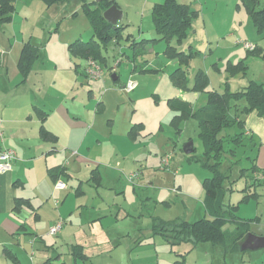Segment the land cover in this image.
I'll return each mask as SVG.
<instances>
[{
	"label": "rangeland",
	"instance_id": "rangeland-1",
	"mask_svg": "<svg viewBox=\"0 0 264 264\" xmlns=\"http://www.w3.org/2000/svg\"><path fill=\"white\" fill-rule=\"evenodd\" d=\"M146 1L115 0L124 12L120 23L122 35L110 45L101 46V56L107 61L100 63L104 62L100 58L98 62L104 71L99 79H91L87 73L89 60L75 57L69 50L72 43L88 42L95 37L85 11V5L95 9V0H71L68 4L71 3L74 10L66 13L54 7L47 13L49 6L41 0H35L31 5L20 3L18 13L9 25L6 38L11 39L12 45L30 39L41 49L37 61L71 70L76 85L74 100L94 121L91 154L98 163L88 166L90 176L83 182L79 183L81 179L77 176L86 165L77 166L76 177L64 178L63 187L57 188L62 203L60 208H64L65 215L61 214L56 223L63 222L70 227L66 237L49 234L45 244L62 254L58 264L65 261V264H74L76 259L69 254L72 245H81L91 257L86 261L77 259L76 264H164V260L175 261V252L180 249L187 251L185 258L180 257L186 264H264V249L227 254L223 247L211 244L172 248L163 237L153 235L155 219L164 223L209 218L204 204V182L212 177V173L191 158H201L204 154L198 121L193 117L175 120L178 112L169 104L170 99L179 98L193 109H200L207 105L208 95L181 90L172 84L170 74L176 68V61L166 54L168 44L160 40L162 36L157 32L151 13L155 2L151 10L145 12ZM180 1L192 3L193 9L198 11L187 37L181 42L178 39L172 41L178 50L194 53L189 68V86L193 85L200 70L209 77V89L218 92H224L227 85L231 92L241 91L252 80L264 84V33L254 26L241 0ZM262 6L264 0H261ZM57 12H61L58 17ZM2 25L0 23V34L3 35ZM144 38L156 40L147 42L145 54L136 63L146 61L152 68L161 67L156 73L132 72L134 41ZM237 40L257 46L262 50L261 56L248 54L243 46L235 45ZM230 62L236 65L244 62L248 67L247 74L231 77ZM48 70L44 67L43 74ZM114 73L119 76L118 81L113 80ZM131 81L138 82L139 87L131 93L124 92L121 87ZM247 104L242 98L232 106L231 112L244 124L243 128L230 129V135L246 133L250 118L258 119L253 115L254 111H245ZM136 123L144 127L140 142H134L129 134ZM190 142L194 152L186 154L184 147ZM245 143V147H236L230 142L225 144L222 171H229L233 190L228 200L238 206L237 216L249 222L250 234L264 236L262 138H247ZM149 154L151 160L146 163ZM162 157H169V166L160 163ZM254 164L259 173L253 170ZM133 173H138L140 179L131 180ZM66 195L67 199H62ZM52 210L55 212L54 206ZM41 214L50 229L54 217L42 211ZM224 229L234 232L236 225L227 224ZM151 235L148 240L151 244L137 245L139 238ZM55 252L46 254L53 257ZM29 257H35V253L30 252Z\"/></svg>",
	"mask_w": 264,
	"mask_h": 264
},
{
	"label": "crops",
	"instance_id": "crops-1",
	"mask_svg": "<svg viewBox=\"0 0 264 264\" xmlns=\"http://www.w3.org/2000/svg\"><path fill=\"white\" fill-rule=\"evenodd\" d=\"M34 1L15 0V12L11 15L10 24H1L5 34H0V56H2V59L0 58V131L4 133V137L0 138V151L2 149L14 150L17 157L12 162L10 171L0 173V264L59 263L62 254L56 253L53 247L50 248L45 244V238L49 237V230L57 224L61 214L65 215L64 208H60L62 203L59 201L60 194L57 188L63 187L61 184L64 178L76 177L74 172L77 166L86 165L87 167L80 171L81 175L77 176L78 179H81L79 183L83 182L90 176L88 166L98 163L91 154L94 136L93 117L82 112L74 100L73 89L76 85L70 74L71 70L60 65L53 67V64L49 62L37 61L40 58L41 49L33 45L30 39L16 41L12 45L11 39L6 38L10 29L9 25L13 23L15 13H18V5L20 3L31 5ZM178 1L193 7L192 3ZM153 2L160 4L165 1L148 0L145 2L143 10L145 12L148 9L151 10ZM53 7L59 9L58 11L63 9L64 13L74 10L71 3H63L48 7L46 12L48 13ZM60 14L61 12H57L56 17ZM14 37L17 38L16 35ZM23 37H25V33ZM29 42L37 48L38 56L32 63L30 71L28 70V73L25 74L21 70L20 59L24 46ZM131 64L134 67V64ZM143 64L145 63L143 62ZM46 66L49 70L44 75L43 68ZM145 66L151 67L149 62ZM51 72L53 73L51 74ZM136 72L139 73V71ZM113 76L118 75L114 73ZM124 85L121 87L122 90ZM253 115L258 119L253 116L250 118L247 132L253 138L260 136L262 148H264V118L258 116L256 112ZM136 125L137 123L132 127L130 125L129 134ZM43 130L48 131L51 136H55V141L46 140L43 137ZM143 130L136 138H133L134 142H140L144 136ZM261 158H264V155L260 156V161ZM149 160H151L150 154L146 157V163ZM162 162L163 157L160 163ZM58 166L65 168L67 174L59 177L55 183L50 171ZM65 187L67 188L66 185ZM67 197L68 195L62 199L66 200ZM25 201H28L30 205L24 203ZM52 206H54L55 212H53ZM56 209L59 213L56 212ZM41 211L43 214L54 217V223L49 227L50 229H47V221L43 218ZM69 227L63 225L62 232L56 237L60 234L66 237ZM153 235L139 238L137 245L141 247L151 244L148 240ZM76 246H79L83 251L81 245L71 246L73 249H69V254L74 260L76 259V261L73 260L74 264L78 263L79 257L74 251ZM30 252L35 253V257L30 258ZM48 252H55L54 256L56 257L48 256L46 254ZM82 253L91 259L85 251ZM163 262L164 264L175 263L174 259L173 262L165 260Z\"/></svg>",
	"mask_w": 264,
	"mask_h": 264
},
{
	"label": "trees",
	"instance_id": "trees-1",
	"mask_svg": "<svg viewBox=\"0 0 264 264\" xmlns=\"http://www.w3.org/2000/svg\"><path fill=\"white\" fill-rule=\"evenodd\" d=\"M41 1L50 7L68 3L71 0ZM94 3L97 8L92 9L91 6L85 5V11L93 25L95 37L88 42L78 40L69 46V50L75 57L86 60L94 59L97 62H100L101 58L104 62L100 63H105L107 59L101 56V46L106 47L117 41L122 35L123 26L119 24L114 27L106 21L103 15L110 7L118 5L115 0H103L99 4ZM241 3L246 8L254 26L260 33H264V6L261 7V0H241ZM13 12H15V0H0L1 24L11 22ZM197 14L198 11L194 10L191 5L181 4L178 0H165L164 3L155 4L152 8V17L157 32L162 36L160 40L166 41L168 44L166 54L178 64L170 74L172 84L181 90L206 93L208 95L207 105L200 109H193L191 105L179 98L170 99L169 104L178 112L175 120L193 117L198 121L199 135L204 144V154L201 158L196 156H191V158L196 162H200L203 167L209 169L212 173V177L204 182L206 193L204 204L209 218L196 222L182 220L164 223H158L155 219L152 232L154 235L163 237L172 248L181 245L197 247L201 244H211L212 246L223 247L227 254H234L242 252L240 245L247 235L250 234V226L248 221H243L237 216L238 206L231 204L230 200H228V195L233 188L229 179V171H222L226 151L225 144L230 142L236 147H245L246 139L253 140V137L247 131L236 135L228 133L230 129L236 126H242L241 128H243L244 124V121L238 115L233 114L231 110L236 101L245 98L248 102L245 111H254L258 116L264 118V84H259L252 80L241 91L231 92L230 86L227 85L224 92H218L209 89V77L205 71L200 70L195 75L193 86H189V68L192 63L191 57L194 53L191 50L189 53L178 50L172 45V41L178 39L181 42L187 37L193 28L192 21ZM154 40L156 39L144 38L138 42L134 41V57L131 59L134 64L133 72L139 71V73L145 74L156 73L161 70V67L147 68L145 66L147 64L146 61L144 62L145 64L136 63L137 59L145 54L147 42ZM261 52L262 50L256 46L255 50L248 51V54L261 56ZM37 56V48L30 42L27 43L22 50L20 59V67L25 74L31 69V65L37 59ZM228 68L231 72V77H236L239 74L246 75L248 70L244 62H240L237 65L230 62ZM117 77L119 80V76ZM143 129L144 127L141 124H137L130 132L131 137L136 138ZM43 137L46 140L55 141L56 139L55 136H51L46 130H43ZM253 170L259 173V168L255 164ZM50 174L56 183L59 177L67 174V171L65 168L58 166L53 168ZM249 191H251V187H249ZM24 203L30 205L28 201ZM227 224H235L236 230L234 232L225 230L224 227ZM140 243L142 244L143 242ZM74 251L77 256L79 255L78 259L86 261L87 257L83 255V251L79 246H76ZM175 253H177V259L174 264H186V261L181 260L180 257L185 258L187 251L180 249Z\"/></svg>",
	"mask_w": 264,
	"mask_h": 264
},
{
	"label": "built area",
	"instance_id": "built-area-1",
	"mask_svg": "<svg viewBox=\"0 0 264 264\" xmlns=\"http://www.w3.org/2000/svg\"><path fill=\"white\" fill-rule=\"evenodd\" d=\"M236 45L243 46L248 51L255 50L256 46L253 44H250L243 40H237ZM87 73L89 74L91 79H99L103 76V67L94 59L89 60ZM138 87V82L131 81L124 85L123 90L126 93H131ZM4 137V133L0 131V138L2 139ZM17 155L14 150L10 149H2L0 151V173H6L11 170L12 162L16 159ZM163 166L167 167L169 166V157L163 158ZM139 178L138 173H133L130 176L131 180H135ZM63 227V222L57 223L54 227L50 229L49 234L52 236H57Z\"/></svg>",
	"mask_w": 264,
	"mask_h": 264
},
{
	"label": "water",
	"instance_id": "water-1",
	"mask_svg": "<svg viewBox=\"0 0 264 264\" xmlns=\"http://www.w3.org/2000/svg\"><path fill=\"white\" fill-rule=\"evenodd\" d=\"M98 4L103 0H95ZM104 18L108 23L114 27L118 26L123 20V12L118 5H113L104 12ZM114 81H117V76L112 77ZM186 154H192L194 152V145L192 142L188 143L184 147ZM241 251H256L264 249V236H255L248 234L245 240L240 245Z\"/></svg>",
	"mask_w": 264,
	"mask_h": 264
}]
</instances>
